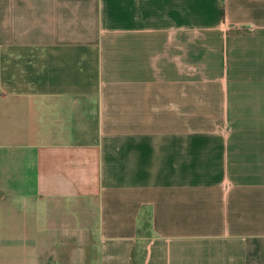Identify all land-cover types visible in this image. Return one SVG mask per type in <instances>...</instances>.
<instances>
[{"label": "crops", "instance_id": "crops-1", "mask_svg": "<svg viewBox=\"0 0 264 264\" xmlns=\"http://www.w3.org/2000/svg\"><path fill=\"white\" fill-rule=\"evenodd\" d=\"M0 264H264V0H0Z\"/></svg>", "mask_w": 264, "mask_h": 264}]
</instances>
